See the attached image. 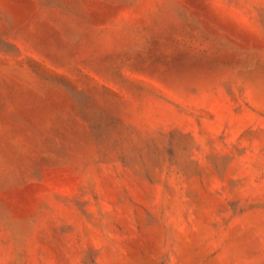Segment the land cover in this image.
Instances as JSON below:
<instances>
[{
    "label": "rangeland",
    "instance_id": "obj_1",
    "mask_svg": "<svg viewBox=\"0 0 264 264\" xmlns=\"http://www.w3.org/2000/svg\"><path fill=\"white\" fill-rule=\"evenodd\" d=\"M0 264H264V0H0Z\"/></svg>",
    "mask_w": 264,
    "mask_h": 264
}]
</instances>
